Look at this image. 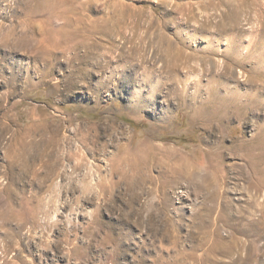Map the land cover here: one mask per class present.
<instances>
[{"label":"rangeland","instance_id":"1","mask_svg":"<svg viewBox=\"0 0 264 264\" xmlns=\"http://www.w3.org/2000/svg\"><path fill=\"white\" fill-rule=\"evenodd\" d=\"M0 264H264V0H0Z\"/></svg>","mask_w":264,"mask_h":264},{"label":"bare ground","instance_id":"2","mask_svg":"<svg viewBox=\"0 0 264 264\" xmlns=\"http://www.w3.org/2000/svg\"><path fill=\"white\" fill-rule=\"evenodd\" d=\"M215 200V199H214ZM217 204V203H216ZM218 205V204H217Z\"/></svg>","mask_w":264,"mask_h":264}]
</instances>
